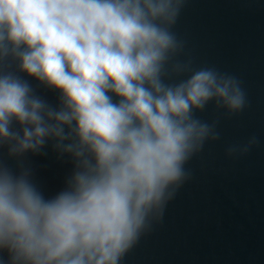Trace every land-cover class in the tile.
Masks as SVG:
<instances>
[{
  "label": "clouds",
  "instance_id": "obj_1",
  "mask_svg": "<svg viewBox=\"0 0 264 264\" xmlns=\"http://www.w3.org/2000/svg\"><path fill=\"white\" fill-rule=\"evenodd\" d=\"M185 3L0 0V66L11 57L61 92L54 108L0 67V148L15 160L0 158V251L9 264H121L190 179L188 162L220 139L218 120L194 114L209 103L229 116L246 108L237 77L175 59L185 45L172 28ZM49 143L72 169L46 197L27 157L46 155Z\"/></svg>",
  "mask_w": 264,
  "mask_h": 264
}]
</instances>
